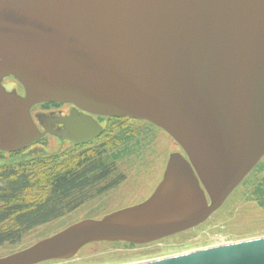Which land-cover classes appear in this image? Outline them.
<instances>
[{"label": "water", "instance_id": "water-1", "mask_svg": "<svg viewBox=\"0 0 264 264\" xmlns=\"http://www.w3.org/2000/svg\"><path fill=\"white\" fill-rule=\"evenodd\" d=\"M8 78L23 96L4 87ZM42 103L147 122L183 153L170 155L144 202L0 264L66 261L93 243L147 245L194 229L264 158V0H0V153L44 138L31 115ZM101 132L72 117L62 136L78 145ZM136 264H264V237Z\"/></svg>", "mask_w": 264, "mask_h": 264}, {"label": "rangeland", "instance_id": "rangeland-1", "mask_svg": "<svg viewBox=\"0 0 264 264\" xmlns=\"http://www.w3.org/2000/svg\"><path fill=\"white\" fill-rule=\"evenodd\" d=\"M5 87L18 93L22 91L14 80L6 81ZM111 123L109 134L96 143L99 145L108 141L103 148L104 153L83 168L87 170L93 165L100 164L101 168L107 165L105 172H96L95 179L80 188L81 192L69 194L63 200V205L56 208L59 214L47 223L29 229L15 241L0 244V258L29 248L85 219H101L114 211L138 205L153 194L163 179L170 155L182 153L181 148L162 130L156 127L153 129L145 123L129 120L125 123ZM43 148L49 155H36L12 167L16 175H34L32 179L37 177L39 181V185L26 195V203L50 199L52 195L50 197L47 191L50 186L49 177L62 171L76 172L77 169L81 155L77 153L78 150L60 149L56 140H50ZM118 153L122 154L117 159L112 158ZM86 155L93 157L97 153ZM48 156L56 157L55 163L45 162L44 157ZM263 177L264 160L219 211L189 231L134 247L126 243H93L70 260L42 264H136L215 245L264 237V208L258 206L253 196ZM11 222L2 224L0 231L11 227Z\"/></svg>", "mask_w": 264, "mask_h": 264}, {"label": "trees", "instance_id": "trees-1", "mask_svg": "<svg viewBox=\"0 0 264 264\" xmlns=\"http://www.w3.org/2000/svg\"><path fill=\"white\" fill-rule=\"evenodd\" d=\"M90 152L97 153V155L87 156L86 154ZM101 153H104L103 149L89 150L79 156L76 172L74 170L62 171L49 177L48 184L50 186L47 191L52 197L42 202L26 203V195L39 185V181L36 180L37 177L32 179L34 175L22 174L18 176L12 171L13 166L22 163L0 166V226L7 221H12L11 227L0 231V244L15 241L29 229L45 224L59 214L56 208L63 205V200H66L69 194L81 192L80 188L95 179L93 172L89 169L83 170V168L90 165L94 159L101 157ZM121 154L118 153L112 158L117 159ZM5 158L6 155L0 154V162ZM44 158L45 162L51 164L56 160L54 156ZM253 196L258 206L264 208V177L255 188Z\"/></svg>", "mask_w": 264, "mask_h": 264}, {"label": "flooded vegetation", "instance_id": "flooded-vegetation-1", "mask_svg": "<svg viewBox=\"0 0 264 264\" xmlns=\"http://www.w3.org/2000/svg\"><path fill=\"white\" fill-rule=\"evenodd\" d=\"M8 80H13V79L10 78V79L4 80L3 84L5 85V82ZM20 88L22 89L21 93H18V92L17 93L23 96L24 90L21 86H20ZM31 115L33 117L35 124L39 128V130L43 133H46V135L44 136V138L42 140L34 143L32 146L27 148L25 151H23L21 153L13 154V155H7L9 158L6 159L5 161H2V162H4V163L8 162L10 160H13V159L23 155L24 153H28L31 151H37V153H34L32 155V157H31L32 159L36 155L37 156L49 155L44 151L43 147H44V145H47L50 142V140H56L60 146V149L71 148V149L78 150L77 153L80 152V154H83V153H85L89 150H92V149H103L107 145L108 141L103 142L99 145H97L96 143L100 139H102L104 136L109 134L108 129H109V126L112 124L111 121H116V122L120 121L121 123H125L128 121L127 119H114V118H108V117L93 116V115L84 113L80 110H76L71 105L58 104V103H44V104L37 105L31 110ZM72 117H75L77 119H85V120L90 119L91 121H94L95 123H97V125H99L101 127V129H102L101 134H99L98 136H96L95 138H93L92 140H90L87 143L78 144V145L73 144L68 139H63L64 137L62 136V134L64 133V121L66 119H69ZM129 121H131V120H129ZM134 122H136V121H134ZM139 123H143V122H139ZM145 124H147V123H145ZM147 125H149L153 129L155 128L154 126H152L150 124H147ZM29 160H31V159H29ZM9 165H12V164L2 165V166H9ZM106 166L104 167V165H102V168H101L100 164H97V165L91 166L89 170L91 172H93L92 173L93 175L96 176L97 175L96 172H100V173L105 172ZM129 246L134 247L136 245L129 244Z\"/></svg>", "mask_w": 264, "mask_h": 264}]
</instances>
